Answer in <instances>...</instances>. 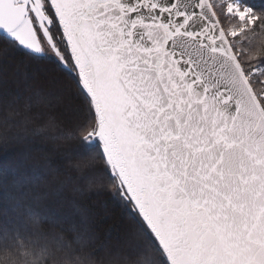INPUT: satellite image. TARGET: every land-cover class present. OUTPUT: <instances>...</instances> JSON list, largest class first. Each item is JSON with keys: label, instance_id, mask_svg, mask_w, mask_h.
I'll return each mask as SVG.
<instances>
[{"label": "water", "instance_id": "95a60500", "mask_svg": "<svg viewBox=\"0 0 264 264\" xmlns=\"http://www.w3.org/2000/svg\"><path fill=\"white\" fill-rule=\"evenodd\" d=\"M119 185L169 264H264V108L211 0H49ZM29 0H0V33Z\"/></svg>", "mask_w": 264, "mask_h": 264}, {"label": "trees", "instance_id": "16d2710c", "mask_svg": "<svg viewBox=\"0 0 264 264\" xmlns=\"http://www.w3.org/2000/svg\"><path fill=\"white\" fill-rule=\"evenodd\" d=\"M211 1L228 35L246 27L230 41L260 96L264 72L254 70L264 65V0H240L257 17L252 25ZM66 51L70 70L0 34V226L36 227L0 230V264H169L101 143L86 139L97 117ZM9 202L16 207L10 214Z\"/></svg>", "mask_w": 264, "mask_h": 264}, {"label": "rangeland", "instance_id": "374dc122", "mask_svg": "<svg viewBox=\"0 0 264 264\" xmlns=\"http://www.w3.org/2000/svg\"><path fill=\"white\" fill-rule=\"evenodd\" d=\"M228 10L229 11H240L239 9L235 10L234 5L232 4L228 7ZM33 11L35 13L36 11H41V10L38 7H36L33 9ZM6 35L9 38H11L13 41L17 42L18 45L22 47L23 49L31 53H34L36 55H39V56H46V57L54 58L58 60V62H60L62 65L66 66L67 68H70L67 60L64 57H60V54H58L57 51L55 50V46L52 44L48 30L43 27L42 17L30 14V16L24 21V23L20 27H18L16 30L12 32L6 33ZM263 96H264V93H263ZM6 174L9 175L10 172L7 171ZM42 180L43 178H40V181ZM95 187L99 188V185L95 183ZM6 204H7L6 210H8L9 214L12 211L16 210L14 203L9 202ZM45 218H48V217H45ZM58 220L59 222H57V224L64 223L61 217L58 218ZM0 221H1V218H0ZM35 223L36 221H34L33 225H35ZM32 227H33L32 224H31V228H29L26 224L23 223V224H18L17 228L2 229L3 227L0 226V230L3 232V234H6V233L10 234L13 232H24L25 234H28V233L36 232L35 230L36 227L35 228L34 227L32 228ZM59 228L62 231L64 230L63 228H61L60 225H59ZM137 239H141V237L137 236ZM140 250H142V252L146 251L145 247H141ZM117 264H121V262H118Z\"/></svg>", "mask_w": 264, "mask_h": 264}, {"label": "flooded vegetation", "instance_id": "af4514ba", "mask_svg": "<svg viewBox=\"0 0 264 264\" xmlns=\"http://www.w3.org/2000/svg\"><path fill=\"white\" fill-rule=\"evenodd\" d=\"M38 7L43 11H32L31 15H37L39 17L43 18V27L46 28L49 32L52 44L55 46V50H58L60 55L63 56L64 58H68V54L66 51V42L64 41L62 32L58 31L57 27V19L54 15L53 11H50L48 8V4L46 0H40L37 2ZM33 3V1L30 3V9ZM31 12V11H30ZM60 29V28H59Z\"/></svg>", "mask_w": 264, "mask_h": 264}]
</instances>
